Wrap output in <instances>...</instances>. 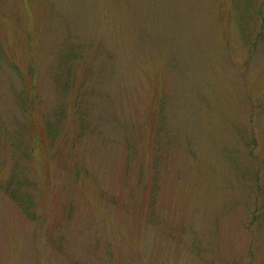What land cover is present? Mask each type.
Returning <instances> with one entry per match:
<instances>
[{
  "label": "rangeland",
  "instance_id": "1",
  "mask_svg": "<svg viewBox=\"0 0 264 264\" xmlns=\"http://www.w3.org/2000/svg\"><path fill=\"white\" fill-rule=\"evenodd\" d=\"M13 176L0 264H264V0H0Z\"/></svg>",
  "mask_w": 264,
  "mask_h": 264
},
{
  "label": "trees",
  "instance_id": "2",
  "mask_svg": "<svg viewBox=\"0 0 264 264\" xmlns=\"http://www.w3.org/2000/svg\"><path fill=\"white\" fill-rule=\"evenodd\" d=\"M47 134H48V137H50V140L52 139L53 141L55 140V133L54 132H49L47 131ZM19 141H18V138L16 140V145H18V148L16 149H21V145L18 144ZM14 147H15V144H14ZM15 180V177H11V179H9L7 182H3L2 180L0 181V184H1V188H3L4 190V193L7 194L9 197H11L12 199L16 200V202L20 203L21 205L23 206H26L32 199V195L30 194H21L19 193V191L15 188H12V187H15L13 186L12 183H14ZM25 210H27V208H25Z\"/></svg>",
  "mask_w": 264,
  "mask_h": 264
}]
</instances>
